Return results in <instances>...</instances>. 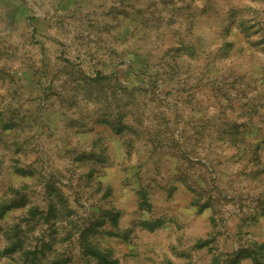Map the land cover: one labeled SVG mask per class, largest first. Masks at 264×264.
I'll list each match as a JSON object with an SVG mask.
<instances>
[{
  "label": "rangeland",
  "instance_id": "rangeland-1",
  "mask_svg": "<svg viewBox=\"0 0 264 264\" xmlns=\"http://www.w3.org/2000/svg\"><path fill=\"white\" fill-rule=\"evenodd\" d=\"M0 264H264V0H0Z\"/></svg>",
  "mask_w": 264,
  "mask_h": 264
}]
</instances>
